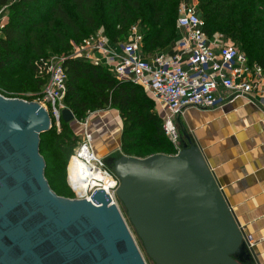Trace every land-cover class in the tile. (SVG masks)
Instances as JSON below:
<instances>
[{"label": "water", "instance_id": "95a60500", "mask_svg": "<svg viewBox=\"0 0 264 264\" xmlns=\"http://www.w3.org/2000/svg\"><path fill=\"white\" fill-rule=\"evenodd\" d=\"M181 110L176 155L105 159L122 212L102 190L91 201L56 195L39 152L48 112L0 95V264H147L131 228L152 264H258L202 152L185 140ZM61 120L75 119L64 108Z\"/></svg>", "mask_w": 264, "mask_h": 264}, {"label": "trees", "instance_id": "16d2710c", "mask_svg": "<svg viewBox=\"0 0 264 264\" xmlns=\"http://www.w3.org/2000/svg\"><path fill=\"white\" fill-rule=\"evenodd\" d=\"M196 1L204 33L210 38L220 34L229 38L244 55L247 65L259 67L264 73V0H246L244 6L239 0ZM183 2L0 0V10L5 8L7 16L0 30V74L25 76L26 81L15 85L17 92L39 91L44 81L35 78L34 73L40 61L49 54L64 56L66 85L62 104L77 122L84 123L97 111L115 110L122 122L118 157L176 155L177 150L164 134L154 102L142 87L117 79L106 66L67 57L74 45L98 32L110 43L120 44L137 26L141 53L150 58L178 37L176 20ZM69 125L60 120L57 131L52 122L50 130L39 137L48 184L49 175L58 167L65 170L77 143L78 136ZM107 168L112 171L108 165ZM131 231L149 263L141 242L132 228Z\"/></svg>", "mask_w": 264, "mask_h": 264}, {"label": "built area", "instance_id": "2783aa9c", "mask_svg": "<svg viewBox=\"0 0 264 264\" xmlns=\"http://www.w3.org/2000/svg\"><path fill=\"white\" fill-rule=\"evenodd\" d=\"M196 13L195 5L185 2L180 4L176 20L178 41L172 57L162 53L150 58L144 57L137 26L130 29L125 42L118 44L121 47L120 55L111 53L106 47L104 35L98 32L74 45L67 57L92 63L88 52L96 51L105 56L107 68L114 77L142 87L154 102L155 110L162 120L164 134L177 152L178 135L174 120L179 110L187 105L213 107L237 93L252 98L254 94L260 95L259 86L264 81L263 71L259 67H249L244 55L234 44H224L220 35L208 37L203 30V20ZM5 14V8L1 9L0 21ZM2 27L3 23L0 30ZM65 59L64 56L49 54L45 60L40 61L36 70L38 78L44 81L42 96L37 102L48 112L57 130L60 128L61 110L65 108L62 104L66 85V74L62 66ZM246 96L238 94L229 101L241 98L252 102ZM189 108L204 110L188 106L181 110L179 116ZM93 139V133L85 130L80 147L70 161L76 157L90 171H96L101 179H95L94 185L88 184L81 190L82 193L78 192L79 184L73 185L68 180L73 194L71 199L91 201L93 193L102 190L111 204L120 208L116 198L118 179L103 159L95 154ZM247 242L250 245L248 237Z\"/></svg>", "mask_w": 264, "mask_h": 264}, {"label": "crops", "instance_id": "0c3cea01", "mask_svg": "<svg viewBox=\"0 0 264 264\" xmlns=\"http://www.w3.org/2000/svg\"><path fill=\"white\" fill-rule=\"evenodd\" d=\"M183 1L195 5L194 0ZM177 41L160 53L172 57ZM106 47L112 54H121L118 44L107 41ZM88 54L93 64L107 67L105 56L96 51ZM259 90L260 95L251 99L264 109V81ZM178 120L191 143L202 152L258 264H264V111L253 101L236 98L209 110L189 108ZM85 122L74 120L69 126L77 136L85 130L93 133L94 152L99 158L118 153L122 122L117 111H97ZM115 125L119 127L118 141L113 143L109 135L115 132Z\"/></svg>", "mask_w": 264, "mask_h": 264}, {"label": "rangeland", "instance_id": "374dc122", "mask_svg": "<svg viewBox=\"0 0 264 264\" xmlns=\"http://www.w3.org/2000/svg\"><path fill=\"white\" fill-rule=\"evenodd\" d=\"M245 1L246 0H239L240 5L244 6ZM193 3L195 4V6L197 8V1L194 0ZM6 18H7L6 14L3 15V17L1 18V21H0V25L6 20ZM220 38L224 44H226V43L234 44L229 38L225 37L224 35L220 34ZM54 56L55 57H62V56H56V55H54ZM34 75H35V78H37L38 80H42L41 78H38V75H36V73H34ZM24 81H26V78L22 74L12 75V74H2L1 73L0 74V95L7 98V99H21V100H24L27 102L38 103L37 101H39V99H41L43 88L39 91H35V90L30 89L27 92H25V91L17 92V90H16L17 86H15V85L19 84L21 82H24ZM27 83H29V81H27ZM174 121H175L176 131H177V135H178L177 145H178L179 150H181L182 146L184 145V142L182 139V135H181L179 126H177L176 119ZM116 127L117 126L115 125L114 126L115 132L110 133V135H109V136H111L110 140L113 143L118 141L117 140L118 134H116V133H117V131H119V127L118 128H116ZM100 128H102V127H100ZM121 130H122V128H121ZM182 130H183L184 134L187 136V134H186L187 132H185V130L183 128H182ZM57 131H59V130H57ZM119 141H120V138H119ZM81 142H82V136H78L77 137V143L75 144V146L73 148L74 151H73V153L70 156L69 161H68V165H67L68 167H69L71 157L74 155L75 151L80 147ZM118 153L115 152L114 154L118 155ZM109 156H111V155H109ZM106 158H104V159L102 158L103 161H105ZM67 166H66L65 170L62 167H58L57 171L55 170V172L51 173V176L49 175L48 181H49L50 187L60 197L71 199V196H73V194H72V191L69 187V183L67 181V175H68V170H69ZM106 166H107V164H106ZM147 264H152V263L149 262Z\"/></svg>", "mask_w": 264, "mask_h": 264}, {"label": "bare ground", "instance_id": "6f19581e", "mask_svg": "<svg viewBox=\"0 0 264 264\" xmlns=\"http://www.w3.org/2000/svg\"><path fill=\"white\" fill-rule=\"evenodd\" d=\"M70 169L68 167V175L67 181L69 180L70 183H76L80 185V193L81 190L85 189L88 184H93L95 179H101V176L96 171H90L91 169L81 160L74 157L70 163Z\"/></svg>", "mask_w": 264, "mask_h": 264}]
</instances>
